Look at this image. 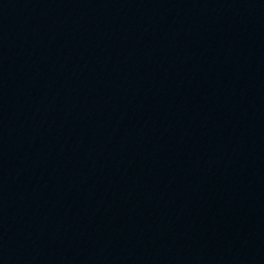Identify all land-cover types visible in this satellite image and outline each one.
I'll list each match as a JSON object with an SVG mask.
<instances>
[{
    "label": "water",
    "instance_id": "95a60500",
    "mask_svg": "<svg viewBox=\"0 0 264 264\" xmlns=\"http://www.w3.org/2000/svg\"><path fill=\"white\" fill-rule=\"evenodd\" d=\"M0 264H264V0H0Z\"/></svg>",
    "mask_w": 264,
    "mask_h": 264
}]
</instances>
